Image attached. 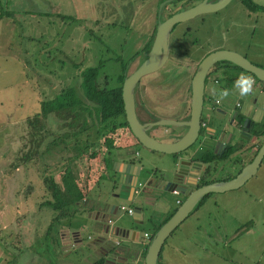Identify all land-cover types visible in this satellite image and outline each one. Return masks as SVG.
Segmentation results:
<instances>
[{"label":"rangeland","instance_id":"374dc122","mask_svg":"<svg viewBox=\"0 0 264 264\" xmlns=\"http://www.w3.org/2000/svg\"><path fill=\"white\" fill-rule=\"evenodd\" d=\"M45 1H49L44 11L47 13L46 17L30 18L27 22L28 18L24 17L22 11L37 16ZM54 1L0 0V11L13 13L10 17L0 18V182H7L0 183V195L6 199L3 201L0 196V264H12L13 260V264H23L21 259L29 251L28 248L25 250L23 235L18 237L20 227L18 228L17 223L22 221V216H18L19 221L12 222L16 208L28 207L29 213L40 223L36 226L37 233L41 232L43 223L49 226L55 216L52 210L41 205L46 200L42 184L46 171L53 173L54 168L51 166L61 161V166L68 163L79 165L78 170L83 166L80 161L76 164L75 159L68 158V155H62V158L58 154L60 149L47 152L39 160L33 158L25 164H17L19 149L25 148V144L28 148H34L40 143L41 135L34 136V131L36 122H40L41 118L37 120L33 116L40 114L42 102L54 99L51 84H56L59 90L70 85L79 66L84 69L101 65L100 73L116 76L124 62L147 43L156 24L153 16L158 0H56L57 9H60L57 11L59 18L53 11L54 7L53 10L48 8L49 5H54ZM251 2L254 4L253 8L248 9L242 4V0H232L221 14L210 17L213 19L208 21L201 36H191L186 40L187 44H191L196 38L197 43H206V49L214 45L219 46V49L233 50L251 63L264 67V0ZM145 16L149 18L143 19ZM208 40L210 42L207 43ZM185 59L187 60L186 57L180 60L187 62ZM136 61L137 59L131 64V70H135ZM193 72V69L169 67L142 77L140 84L145 86L148 98H137L135 94V100L139 102L138 119L142 121L148 118L152 122L157 119H187L188 97L183 103H179V90L172 96L168 94L173 92L172 85H179L178 81L184 80L187 83ZM211 89L210 84L206 85L205 107L213 102ZM139 99L148 104H142L143 112ZM160 102L168 106L176 104L178 110L167 113L164 105L159 106ZM260 103L263 107H256L255 119L261 121L264 118V103L258 102ZM49 128L55 136L58 135L59 128ZM158 134L156 131L150 132L156 138ZM86 135L93 137L90 130ZM80 138L79 142H82L83 138ZM85 141L89 145L94 140L84 138ZM51 145L53 146L47 142L43 144L45 148ZM153 157L156 155L153 154L150 158ZM171 158L165 156L163 160L150 159L149 162L142 160L140 164L147 171L164 170V166L172 164ZM228 173L233 177L237 170L225 166L222 174ZM220 175L214 179L219 180ZM83 176L89 180L92 177H87L88 172ZM114 176L115 172L108 170L98 186L92 185L89 188L84 203L87 209L77 208L72 220L67 219L70 222H66L64 218L55 222L51 232H45L41 240L32 238L40 245L32 249L41 258L45 257V263L42 264H92L96 258L92 246L99 237L106 238L110 243L119 240L125 244L119 238L114 239L113 235L98 233L93 218H90L91 213L95 214L99 217L96 222L101 226L106 225V217L104 218L105 215L98 206L102 201L112 203L117 209L122 207L133 210L139 206V197L135 195L129 201V196L125 197L121 192L115 180L117 177L114 179ZM174 201L175 197L170 194L164 206L172 211L176 207ZM200 205L165 240L160 252L161 259L168 260L170 249H173L172 245L177 243L176 238L180 236L187 241V249L178 254L179 258L188 262L185 264H264V158L256 176L241 188L210 194ZM153 213L151 216L156 221L162 214V207L156 205ZM109 219L111 230H134L139 234L138 242L147 247L149 241L144 242L143 234L153 232L154 222L136 224L133 217L126 213L113 215ZM187 223L198 224L200 228L185 233L182 230ZM60 231L68 233L63 242ZM73 232L79 233V244H74ZM18 241L20 246L14 248V242Z\"/></svg>","mask_w":264,"mask_h":264},{"label":"flooded vegetation","instance_id":"af4514ba","mask_svg":"<svg viewBox=\"0 0 264 264\" xmlns=\"http://www.w3.org/2000/svg\"><path fill=\"white\" fill-rule=\"evenodd\" d=\"M203 1L204 0H180L179 2L170 3L162 8L159 18L161 21H164L165 19L170 18L172 15L184 10H188ZM216 1L217 0H206L207 3L209 2L214 3ZM246 1H248L249 3L251 2V0H246ZM242 4H243V0H242ZM226 8L227 7H225L223 10H225ZM223 10L213 14L197 15L192 17V19H189L183 23L174 25L170 31L169 39H168V52H169L168 58L162 68L168 69L169 67L172 68L175 67L177 69H182V68L187 70L193 69L195 71L199 62L206 55L216 50H219V46H214V45L211 46L210 49H206V43L205 44L197 43V41L195 40L196 38H194L193 40L194 42H192L191 44H187L186 40L191 36H201V33H203L204 28L207 27L206 24L208 23V21L209 20L211 21V19H213L210 17L212 16L214 17L215 14L216 15L221 14ZM144 18H149V16H145L143 17V19ZM153 18H155L156 21L157 16L154 14ZM136 20L139 21V19ZM140 22L143 21L140 20ZM137 25L139 26V23ZM154 34H155V27H154ZM208 42H210V40H208L207 43ZM146 54L147 52L144 53L142 52L141 55H139L131 63H129V67L137 59L136 67H135L136 69L144 61L145 58H143L142 56ZM184 57L187 58L188 61L185 59L187 62H182L180 60V59H184ZM184 64L186 65L183 66ZM133 71L134 70H132V72ZM241 73L245 75H249L243 71L242 72L238 71L232 66L224 63H217L212 67V69L209 71V73L207 74L204 80L203 95H202V110L199 120L200 127L197 132V136L193 141V143L191 144V146H189L181 154H179L178 156H170L172 157L173 161L180 160L182 162H188L191 165L193 163L199 165L200 169L197 170L198 175L196 180L198 186H203L214 182H223L233 179L234 177H236V175L241 171V169L245 165L249 164L253 160L254 156L256 155L258 149L262 144L264 137V118L261 121L256 120L255 113L257 106L263 107V105H261V103L258 104V102L264 103V87L261 84L257 83L253 78L255 83L253 85L252 94L245 97H240L237 91L234 88H232V84L233 81L237 78V76ZM190 80L191 78L187 81V83H185L184 80H181L178 81L179 85H172L173 92H169L168 95L172 96L177 90H179V95H178L179 103H183L186 96L190 100ZM209 84L211 85L212 88L226 87L229 89L230 94L228 97L219 101L217 97L211 94V98L213 99V102H211L210 104L207 105V107H205L204 106L205 98H206L205 87L206 85L209 86ZM145 93H146L145 86L143 84H140V80H139V82L135 85L133 90L134 104H137V107L135 106V113L137 115V119L139 113V109L137 110V108H139V102L138 101H137L138 103L136 102L135 94L137 95V98H141V97H147ZM151 98H149L148 100L150 103L152 102ZM142 104L146 106L147 101L142 102V100H140V105L142 106V112H143L144 107ZM163 105L165 106L167 113L171 114L178 110L176 104H172L168 106V104L164 102L159 103L160 107ZM187 105H188L187 112L189 113V102ZM157 109L155 111H157ZM161 120H165V119H161ZM138 121L141 124H148V123L153 124V126L147 131V134L158 142L171 143L177 141L186 132V128L180 126L175 127V126H164L160 124H155L160 121L159 119L155 120L154 122L150 121L148 118L142 121L138 119ZM175 121L185 122L187 121V119L181 118ZM151 131H156V133H159L158 138L151 136L150 135ZM119 133H121L122 135V137L120 136L121 143L124 145L126 144L125 146L126 148L125 150H115V153L113 155L114 162H118L120 164L118 169L120 170L121 165L125 163L139 166L141 169H143V165L140 164V162H142L141 159L142 156L138 153V151L140 149L143 150V148L139 144H138L139 146L135 144L136 141L135 139L134 141L133 139L131 140L129 137L127 138L126 132L123 129H121L120 131L117 130L116 134ZM263 158L258 167V170L262 165ZM225 166H228L229 169L230 168L236 169L237 173L235 174V176L232 177L230 173L222 174ZM144 171L147 172V176L145 177L144 181H140V180L137 181L136 186L133 190L134 192L152 191L156 180L161 175L160 171L156 169L148 170V171L144 170ZM193 171L197 172L195 170ZM218 174H221L220 175L221 177L219 180H215L214 177L218 176ZM116 177H118L117 173H115L114 179ZM253 177H251L250 179H252ZM115 180L117 182V179ZM132 183H133L132 180L128 179L126 181V179L122 178L121 184L118 185V187L121 188V192L124 193L125 197L128 198L130 194L132 195L131 199L134 197L133 192L131 193L130 191L131 189L130 185ZM188 184L194 185V182L190 180L188 181ZM191 191L192 189H186L185 194L183 195L177 193L171 195L175 197V202H176V207L172 209V211L176 210V208L181 204L182 200H184L185 196L189 194ZM157 192L162 193V195H160L162 197V200H159V202H162L161 205L167 203L170 194L168 192H162V191H157ZM208 196L204 197L201 201H199V203L197 204V206L193 211L198 210L199 207H201L200 204H202L204 199L207 198ZM159 202H155L154 200L150 202L149 204L150 210H148L147 212L149 216L147 219L142 218V222L145 223L148 222L150 224V222L153 221L155 223V220L151 215H154L153 209L155 208L156 205L160 207ZM100 203L101 202H99V204ZM99 204H98L99 209L102 211V207ZM107 204L110 203L107 202ZM107 210L108 207L104 206L102 212L104 213ZM172 211L167 213L166 216L172 213ZM120 213L124 214L126 212L124 210H121ZM105 219L110 222L108 223V226H110L111 220L107 218ZM138 239H139V234H138Z\"/></svg>","mask_w":264,"mask_h":264},{"label":"water","instance_id":"95a60500","mask_svg":"<svg viewBox=\"0 0 264 264\" xmlns=\"http://www.w3.org/2000/svg\"><path fill=\"white\" fill-rule=\"evenodd\" d=\"M180 0H158L156 6L155 15L156 25L155 34L151 42V46L147 54L145 55L144 61L132 72L130 73L122 82L121 86V100L123 103V111L125 122L128 129L137 141V143L145 150L156 152L168 156H178L184 150H186L197 136V132L200 127V115L202 110V95L204 80L212 69V67L221 62H227L245 73H248L254 77L263 87H264V68L258 67L248 61L245 57L237 52L219 49L206 55L197 65L191 80H190V100H189V113L187 121L176 122L172 120H160L155 124H160L164 126H175L186 128L185 134L177 141L166 143L158 142L151 138L147 131L153 126V124H141L135 113V104L133 90L135 85L139 80L151 73H154L162 69L163 65L168 58V39L172 27L176 24L183 23L192 17L201 14H213L223 10L229 5L231 0H217L214 3H207L206 0L199 3L198 5L181 12L172 15L170 18L161 21L159 16L163 7L170 3L179 2ZM264 157V137L260 148L258 149L253 160L245 165L241 171L231 180L223 182H214L203 186H198L196 183L198 175V164H190L188 162L172 161V164L166 169L160 170V176L155 182L152 191L144 192H134L137 181H144L147 176V172L141 169L139 166L132 164H122L119 170V163L114 162L112 164V171L118 174L117 184H121L122 178L132 180L133 183L130 185V191L133 195L139 197L138 204L132 211L133 213L129 216L133 217L136 224L142 223V217L145 213L150 210V202L154 200L159 202L162 200L161 192H168L169 194H185L186 189H192V191L187 194L182 200L181 204L176 208L175 212L170 216V218L153 234L146 247V253L144 257V264H158V259L160 252L162 250L165 240L178 228V226L191 214L195 209L199 201L210 194H220L229 191L237 190L243 186L251 177L255 176L258 167ZM117 167V168H116ZM193 170L197 171L194 172ZM192 180L193 184H188V181ZM132 196V195H131ZM133 199V198H132ZM129 198V201L132 200ZM105 207L108 210L103 214L106 216L115 215L114 210L120 213V208L117 209L112 203H105ZM118 216V214H117ZM107 221V220H105ZM103 225L102 234L107 236L113 235L121 241H138V233L134 230H120L111 228ZM135 237L131 238V237ZM100 243L104 244V253L106 255V260L104 264H130L129 258L131 257L130 251L125 246L121 245L120 241L113 243L108 242L106 238L99 237L94 244ZM93 244V245H94Z\"/></svg>","mask_w":264,"mask_h":264},{"label":"trees","instance_id":"16d2710c","mask_svg":"<svg viewBox=\"0 0 264 264\" xmlns=\"http://www.w3.org/2000/svg\"><path fill=\"white\" fill-rule=\"evenodd\" d=\"M243 4L248 9H252L254 5L246 0H243ZM10 15L12 16L13 13L0 11V18L3 16L10 17ZM29 19L27 22L30 21ZM153 36L154 29L147 43L139 52H136L124 62L120 68V72L114 77L100 73L101 65L84 69L81 68L82 66H79L76 68L75 80L73 78L70 85H66L59 90L56 84H51L54 89V99L49 102H42L40 104V114L33 116L37 120L41 118L40 122H36L34 131L36 132L34 136L41 135L40 143L34 148H28L25 144V148L19 149V155L16 157L18 165L25 164L28 160H33V158L39 160L47 152L49 153V151L52 152L57 149H60L61 152L58 154H61V156L68 155V158L73 157L75 159L76 164L78 161L83 163L81 169L78 170L79 165L75 166L73 163H68L61 166L60 163L62 161L57 162V164L51 166L54 168L52 170L53 173L46 171L47 174L42 178L46 200L41 205L51 209L55 215L52 218L47 234L50 233L55 222H59L64 218L72 219L75 210L78 211L81 208L87 209L84 206V202L87 199L89 188L92 185L98 186L103 175L108 170H112L114 162L112 156L115 150H125L126 148V144L121 143V133H119L120 135L116 134L117 130L123 129L126 132L127 138L129 137L131 140H134L125 122L121 100V86L123 80L132 72V66L130 65L129 67V63L141 55L142 52H148ZM142 57L145 58V55ZM221 63L228 64L242 72V70L227 62ZM254 65L264 68L255 63ZM249 76L254 78L250 74ZM255 81L259 83L257 80ZM53 126L59 128L58 135L56 136L49 128ZM89 130L93 137L86 135V132ZM80 137L83 138L82 142H79ZM84 138L94 141L87 145L86 141L84 142ZM46 142L47 144H53V146L45 148L43 144ZM135 144L138 145L136 141ZM28 152L33 153L28 154ZM86 163L89 164L85 165ZM15 169L17 167L13 170ZM87 172V177L90 175L92 176L91 179L94 178V180L91 181V179L89 180L83 176ZM81 176L84 180L87 179L86 182ZM1 199L6 201L3 196ZM174 212L175 210L163 220L153 224V232L150 238ZM150 223H153V221ZM96 264H103V260L98 261Z\"/></svg>","mask_w":264,"mask_h":264},{"label":"crops","instance_id":"0c3cea01","mask_svg":"<svg viewBox=\"0 0 264 264\" xmlns=\"http://www.w3.org/2000/svg\"><path fill=\"white\" fill-rule=\"evenodd\" d=\"M48 3H49V1H45L44 5L41 4L42 6L38 10L37 14H39V15H37V16H35L34 14H30V13L28 14L24 10L22 11V14L24 15L25 18H44L47 15V13H45L44 11H46V6H47ZM57 3H58V1L55 0L54 1V5H49L48 8L53 10V7H54L55 10H53V11L56 13L57 18H59V15L57 14V11H59L60 9L59 8L57 9ZM138 153L142 156V158H143L142 160H145L146 162H149L150 159L163 160V159H165V156H168V155H163V154H158V153H155V152H151V151H148V150H145V149L139 150ZM145 153H149V154H152V155L155 154L156 157L150 158L152 155L146 156L147 154H145ZM161 157H164V158H161ZM168 157H170V156H168ZM164 167H166V166H164ZM125 179H126V181L128 180L127 177H125ZM3 182L7 183L5 180H2L0 183L2 184ZM1 184H0V187H2ZM0 196L2 197V195H0ZM129 198H131V194L129 195ZM161 204H162V202H159V206L162 207V214L159 216L158 221L157 220L155 221L156 223L161 221V220H163L166 217V214L170 212V209H168V208H166V206H164L165 204H163V205H161ZM99 205H101L102 211H103V208H104L103 205H105V201L104 202L102 201ZM174 205L176 206V202L175 201H174ZM37 209H39V208H37ZM114 213H115V215L118 214L117 211H115V210H114ZM19 215L22 216V221L19 224L17 223L18 228L20 227V230L18 231V237H22V235H23L24 238L22 239V241L25 242V245H24V246H26L25 250H27V248L29 249V251L26 253V255H23V257L21 259L22 263L23 264H42V263H45V259H44L45 257L41 258L37 254V252L32 249V248H36V247L40 246L39 244H37V242L33 241V239L39 238L41 240L42 237H43V234L45 232L47 233L48 228H49L50 225L47 226V225H45L43 223V226L41 227L42 228L41 232L37 233V229H36L37 227L36 226L40 225V223H38L37 219L33 218L32 214L29 213L28 207L25 206L22 209L16 208L15 216L12 219L13 223L16 220L19 221V218H18ZM105 216H104V218H105ZM111 216H113V215H111ZM111 216H107L106 218L109 219ZM148 216L149 215L147 213H145L142 218L143 219L144 218L147 219ZM90 218H93V221L95 222L94 223L95 230L98 231V233L102 234V229H104V227L96 222V220H98L99 217H97V216H95V214L91 213L90 214ZM200 218H202V217H200ZM65 220H67V219H65ZM66 222H70V220H67ZM66 225L68 226V224H66ZM183 228L184 229L182 231H184V232L186 231L187 232V231H190V230H193V229H199L200 226L198 224L187 223ZM60 234H61L60 235L61 241L62 242L65 241L66 237L68 236V233L65 232V231H60ZM146 234H148V236L151 235L148 232ZM72 238H73V241H74L75 245L80 243L79 233H76V232L74 233L73 232L72 233ZM131 238L135 239V237H133V236ZM143 240H144V242L146 241V239H143ZM176 241H177V243L175 245H172L173 249L172 250L170 249L171 252L169 254V258H167L168 260H163V259H161L159 257V259H158L159 263L158 264H185L187 262L184 259L179 258V256H178V254H181L183 249H185V250L187 249V246L185 245V242H187V241L185 240L184 237H180V236H177ZM116 242H119V240H116ZM181 242H182V245H179ZM120 243L123 246L125 245L126 246L125 248H128L129 251H130V255H131V257L129 258L130 264H144V257H145V253H146V245L145 244H143L142 242L140 243L138 241L137 242L125 241V244L122 243V242H120ZM139 243H140V245H139ZM13 245H14L13 246L14 248L19 247L20 246V241H18V243L14 242ZM104 247H105L104 244L102 245L100 243L94 244L92 246L93 254L96 257L94 259L95 262L93 261L94 263L92 262V264H96L100 260H103V261L106 260V255L104 253V250H105ZM199 259L201 260V258H199ZM14 262H15V260L12 261V264Z\"/></svg>","mask_w":264,"mask_h":264},{"label":"clouds","instance_id":"9594fccd","mask_svg":"<svg viewBox=\"0 0 264 264\" xmlns=\"http://www.w3.org/2000/svg\"><path fill=\"white\" fill-rule=\"evenodd\" d=\"M254 83L255 82L251 76L241 73L233 81L232 88H234L237 91L240 97H245L252 94ZM210 91L213 94V96L217 97L218 101L223 100L224 98L228 97L230 94L229 89L226 87L212 88Z\"/></svg>","mask_w":264,"mask_h":264},{"label":"built area","instance_id":"2783aa9c","mask_svg":"<svg viewBox=\"0 0 264 264\" xmlns=\"http://www.w3.org/2000/svg\"><path fill=\"white\" fill-rule=\"evenodd\" d=\"M121 210H124V211H126L129 215H131L132 214V210L131 209H124V208H121ZM108 223H110L109 221H108ZM143 239H146V240H150V236H148V234H144L143 235Z\"/></svg>","mask_w":264,"mask_h":264}]
</instances>
